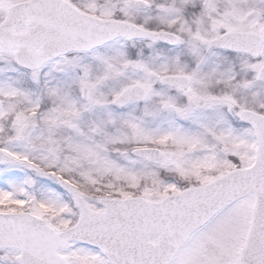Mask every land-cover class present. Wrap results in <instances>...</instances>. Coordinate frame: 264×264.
<instances>
[{
  "label": "snow or ice",
  "instance_id": "snow-or-ice-1",
  "mask_svg": "<svg viewBox=\"0 0 264 264\" xmlns=\"http://www.w3.org/2000/svg\"><path fill=\"white\" fill-rule=\"evenodd\" d=\"M0 264H264V0H0Z\"/></svg>",
  "mask_w": 264,
  "mask_h": 264
}]
</instances>
